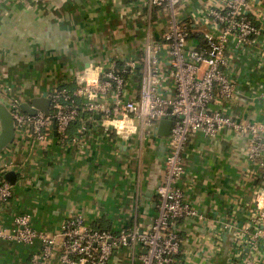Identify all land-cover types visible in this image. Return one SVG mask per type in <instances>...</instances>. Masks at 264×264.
Returning a JSON list of instances; mask_svg holds the SVG:
<instances>
[{"label":"crops","instance_id":"1","mask_svg":"<svg viewBox=\"0 0 264 264\" xmlns=\"http://www.w3.org/2000/svg\"><path fill=\"white\" fill-rule=\"evenodd\" d=\"M224 5L225 0H182L176 19L191 28L188 48L202 43L209 31L205 10ZM249 9L262 35L253 48L229 56L240 86L232 111L240 120L264 124V0H251ZM171 19L170 13L149 10L147 0H2L0 88L10 90L21 105L29 104L49 98L58 86L74 89L77 74L94 80L95 68L109 59L127 64L131 77L143 63L146 46H161ZM162 60L164 72L167 59ZM162 87L172 91L171 78ZM95 119L73 123L68 141L54 127L42 144L16 135L0 154V171L16 175L13 196L0 210L3 228L13 232L24 215L49 236L73 217L102 231L154 224L166 138L157 133L146 138L141 127L129 136L105 133L103 122ZM247 151L246 139L234 133L216 140L197 134L184 150L186 174L180 186L203 218L181 222L185 245L176 264H225L232 254L235 237H242L243 225L251 222L254 190L263 182L262 167L248 163ZM233 222V233L223 230ZM32 250L0 240V264H28ZM59 254L51 264H60ZM109 264L142 263L123 250Z\"/></svg>","mask_w":264,"mask_h":264},{"label":"built area","instance_id":"2","mask_svg":"<svg viewBox=\"0 0 264 264\" xmlns=\"http://www.w3.org/2000/svg\"><path fill=\"white\" fill-rule=\"evenodd\" d=\"M181 2L147 0L149 10L170 13L172 19L161 46H146L143 70L141 66L135 70L133 81L127 64H121L119 59L106 60L95 68L94 80L85 73L77 74L72 82L74 89L67 84L53 89L49 95L50 116L41 111L36 115L23 112L21 102L11 96L10 90L0 88V103L12 114L16 135L24 134L41 144L53 132V118L57 134L64 141L69 140L73 123L84 118L94 121L97 115L105 133L129 136L141 127L146 138L158 134L162 121L172 122L165 139V178L157 188L158 207L152 226L102 231L93 229L82 217H73L56 235L49 236L34 229L28 216H20L13 232L0 225V240L33 248L28 264H51L57 250L60 264H109L114 253L123 250L142 264H176L185 245L181 222L203 218L180 186L186 174L184 150L200 133L212 140L230 133L245 138L248 163L263 169L262 185L252 197L251 222L243 225L242 237H235L225 264H264V124L240 120L232 111L238 103L240 86L229 59L237 51L253 48L262 32L250 16L251 0H225L223 9L205 10L209 31L203 35L202 43L188 48L193 38L191 28L176 19ZM163 57L167 62L161 72ZM167 77L173 81L170 92L162 87ZM6 173L7 170L0 171V210L13 196ZM235 228L234 222L223 226L228 233ZM216 239L217 249L218 233Z\"/></svg>","mask_w":264,"mask_h":264},{"label":"water","instance_id":"3","mask_svg":"<svg viewBox=\"0 0 264 264\" xmlns=\"http://www.w3.org/2000/svg\"><path fill=\"white\" fill-rule=\"evenodd\" d=\"M51 100L49 98H35L29 104L21 105V110L30 115H36L39 111L50 116ZM100 119V116H96ZM54 128L57 130L56 120L53 118ZM0 154L4 152L16 139L15 125L12 114L0 103ZM172 122L169 120L162 121L159 126L158 135L167 138L170 135ZM5 179L11 183H15L16 175L14 172L6 174Z\"/></svg>","mask_w":264,"mask_h":264},{"label":"trees","instance_id":"4","mask_svg":"<svg viewBox=\"0 0 264 264\" xmlns=\"http://www.w3.org/2000/svg\"><path fill=\"white\" fill-rule=\"evenodd\" d=\"M140 70H141V72H142V70H143V63L141 64ZM139 84H141V78H140V80H139ZM93 229H95V230H100V229H97V228H93ZM107 231H110V230H107Z\"/></svg>","mask_w":264,"mask_h":264}]
</instances>
